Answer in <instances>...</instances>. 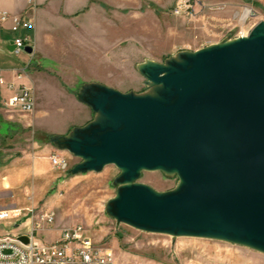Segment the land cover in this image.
<instances>
[{"label":"rangeland","instance_id":"1","mask_svg":"<svg viewBox=\"0 0 264 264\" xmlns=\"http://www.w3.org/2000/svg\"><path fill=\"white\" fill-rule=\"evenodd\" d=\"M29 1L21 12L33 21L28 30L33 52L27 59L24 51L20 58L25 59H19L4 44L0 56L27 65L35 110L39 111V102L46 114L35 117L36 111H20L9 119L0 113V168L6 165V154L31 150L34 143L48 145L66 158L67 168H56L57 183L36 207L55 212L52 229L81 225L94 242L113 252L115 264H264V252L244 244L153 232L119 221L110 212V202L123 184L122 170L108 164L98 171L73 172L83 158L52 139L69 136L75 127L96 117L91 106L79 99L84 86L97 83L121 92L154 94L155 86L139 69L141 63L166 64L183 51L248 35L264 20V0H199L190 16L171 13L175 0ZM247 8L251 12L243 16ZM85 110L88 121L81 123ZM135 182L164 193L176 189L180 178L162 170H142ZM7 198L9 194L0 191V206L9 209L12 206L3 203ZM12 226L0 223V234ZM52 229L37 230L35 235L49 243L56 238Z\"/></svg>","mask_w":264,"mask_h":264},{"label":"water","instance_id":"2","mask_svg":"<svg viewBox=\"0 0 264 264\" xmlns=\"http://www.w3.org/2000/svg\"><path fill=\"white\" fill-rule=\"evenodd\" d=\"M139 69L154 94L97 83L78 94L96 117L69 136L52 137L83 158L72 171L108 164L122 170L110 202L119 221L264 252V20L246 36ZM142 170L177 174L180 183L157 192L135 182Z\"/></svg>","mask_w":264,"mask_h":264},{"label":"built area","instance_id":"3","mask_svg":"<svg viewBox=\"0 0 264 264\" xmlns=\"http://www.w3.org/2000/svg\"><path fill=\"white\" fill-rule=\"evenodd\" d=\"M199 3V0H175L171 13L175 16L193 15ZM250 12L251 9L247 8L243 16H248ZM0 22L9 23V29L14 34L11 43L14 45L15 53L25 51L26 46H33L28 33L33 21L25 13L4 10L0 13ZM26 68L27 66L21 73L25 72ZM21 73H18V78L21 77ZM0 83H7L12 90V94L4 100L6 107L18 108L24 112L34 111L35 94L32 86L24 83L16 86L12 81L6 82L1 72ZM50 159L55 167L67 168L68 162L60 154L53 153ZM24 211L31 218L30 231L0 235V264H115L113 252L94 242L79 224L62 228L60 236L49 243L38 240L35 232L43 229L45 225L51 228L55 223L53 210H39L33 206L25 210L0 209V223L15 220L18 226L22 222ZM22 235L28 236L27 242L20 239Z\"/></svg>","mask_w":264,"mask_h":264},{"label":"crops","instance_id":"4","mask_svg":"<svg viewBox=\"0 0 264 264\" xmlns=\"http://www.w3.org/2000/svg\"><path fill=\"white\" fill-rule=\"evenodd\" d=\"M31 2L29 0H0V13L4 10L13 13H22ZM9 23L1 24L0 22V50L3 49L4 44L9 53H14L15 56L21 57V53H15L11 50V33L9 31ZM6 37V39L4 38ZM24 52V51H23ZM26 52V51H25ZM30 57V53L26 52ZM25 59V58H24ZM26 59V60H27ZM27 65L23 61L9 63L4 56H0V72L6 82H14L16 86L21 83L27 84L29 86L33 85V79L27 74V68L25 72L22 69ZM18 73H21V77L18 78ZM3 90L0 92V113L9 119H14L13 117L19 113H22L18 108H8L4 104V100L12 94V90L8 87L7 83H0ZM39 88H42L39 87ZM36 105V100H35ZM39 106V111L34 112V116L37 117L39 114L45 113V110L40 109V103L37 102ZM3 108V110H1ZM36 108V107H35ZM4 112V113H3ZM19 112V113H17ZM9 113V114H7ZM33 113V112H32ZM28 114V113H27ZM89 112L84 111V115L81 117V123L88 121ZM53 148L48 145H40L39 143H34L32 149L23 150L21 153H8L6 165L0 168V191L7 192L9 194L8 200L3 202L4 204H10L12 207L9 209H23L33 206L37 207L42 203V201L47 198L50 194L51 188L57 183L59 172L52 164L50 159L51 154H53ZM44 202V201H43ZM0 209H6L5 206H0ZM13 226L8 229L7 232L0 235H5L7 233L17 234L19 232L28 233L31 227V218L26 215L24 211V216L22 217V222L17 226L15 222H8ZM49 229L51 228H43ZM55 233V239L60 236V230L52 229Z\"/></svg>","mask_w":264,"mask_h":264},{"label":"bare ground","instance_id":"5","mask_svg":"<svg viewBox=\"0 0 264 264\" xmlns=\"http://www.w3.org/2000/svg\"><path fill=\"white\" fill-rule=\"evenodd\" d=\"M246 13H247V11H246Z\"/></svg>","mask_w":264,"mask_h":264}]
</instances>
